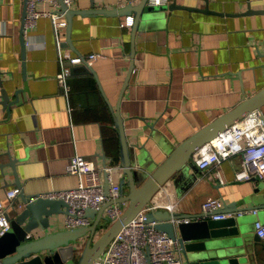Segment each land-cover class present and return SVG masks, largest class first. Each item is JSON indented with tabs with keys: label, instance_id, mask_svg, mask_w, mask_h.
Segmentation results:
<instances>
[{
	"label": "crops",
	"instance_id": "crops-1",
	"mask_svg": "<svg viewBox=\"0 0 264 264\" xmlns=\"http://www.w3.org/2000/svg\"><path fill=\"white\" fill-rule=\"evenodd\" d=\"M91 1L96 9L128 3L74 0L70 8L89 9ZM129 1L135 5L139 0ZM25 3L0 0V80L11 100L19 90L17 101L6 110L0 104V164L16 161L20 189L28 195L77 186L84 177L66 172L77 155L93 160L104 180L105 165H120L110 106L114 110L129 68L132 29L120 26L127 15H76L68 32L66 16L58 12L65 27L54 28L50 17H41L25 35ZM171 4L181 9L169 10ZM248 5L264 9V0H170L166 9L141 18L134 38L135 67L121 97L120 116L128 143L146 144L152 163L163 161L172 147L264 87V14H245ZM37 9L56 11L49 0ZM66 51L104 56L88 63L95 75L74 65L67 92L57 81L65 68L59 58ZM239 166L240 157L233 156L206 171L187 168L154 201L173 199L178 212L187 216L201 214V204L209 198L233 205L224 213L227 218L234 217L235 206L255 207L256 214L241 218L252 252H260L264 242L252 236L256 220L264 222V183L254 178L235 181ZM217 171L223 184L215 179ZM15 174L9 166L0 168L5 204L4 191L15 187ZM65 216L56 217L49 231L64 229ZM101 225L103 230L106 224ZM182 258L186 263L183 253Z\"/></svg>",
	"mask_w": 264,
	"mask_h": 264
},
{
	"label": "water",
	"instance_id": "water-1",
	"mask_svg": "<svg viewBox=\"0 0 264 264\" xmlns=\"http://www.w3.org/2000/svg\"><path fill=\"white\" fill-rule=\"evenodd\" d=\"M58 1L60 3L59 13L65 15L67 19L68 32H70L72 20L76 15L88 16L99 15L100 13L110 16L131 15L134 19L131 27L132 50L129 55V68L122 82L123 85L114 110L109 105L113 111L114 127L119 138V163L123 176L119 182L121 196L118 203L124 207V211L117 220L112 222L104 215L109 205L108 202H105L98 210L92 208L86 210L85 217L91 220L88 227L64 228L50 232L52 222L56 217L68 215L67 204L60 199L42 197L30 202L34 196L39 194L28 195L20 189V200L24 206L15 216L11 217L10 229L0 236V264H94L124 225L135 218L145 205L151 204L166 183L174 178L177 173L186 171L187 168L198 169L194 164V154L198 148L221 135L230 125L245 118L250 113L257 114L264 127V87H262L172 147L163 161L157 164L152 163L151 153H149L146 144L131 146L128 143L125 136L124 120L120 116V103L135 67L134 38L139 22L144 14L156 9L164 10L167 7L150 8L146 5L147 0H139L135 5L128 0V3L118 8L96 9L94 2L91 1L89 9L74 10L68 8L64 0ZM172 8L181 9L176 4H171L168 7L169 10ZM247 9L245 14H264V9L254 10L249 5ZM206 11L211 12L208 8ZM23 14L25 19V10ZM67 43L70 44L69 39ZM24 44L25 41L22 40L23 61L26 52ZM22 64L24 68V62ZM82 66L86 67L87 72L94 74L93 68L88 63H84ZM25 80L26 70L24 68ZM0 87V104L6 110L17 101L19 90L16 91L14 100H11L3 86L2 79L0 80ZM15 164V160H10L7 164H0V168L9 166L15 174ZM14 185L21 188L17 174H15ZM104 189L107 193L108 183L106 181ZM232 206H223L218 213L229 212ZM250 208L255 207H247V209ZM247 209H239L235 206L233 210L238 212ZM201 216V214L187 216L179 212L171 214L165 210H158L148 212L145 220L156 224L155 227L158 230L166 232L172 240L178 241L183 256L187 259V264H264V249L260 252H252V247L248 244L251 236L248 234V228L241 216L236 215L221 220H211L210 218L195 220ZM183 218L190 219V222H181L177 225L172 223L173 220ZM102 222H105L106 227L102 228L103 231L101 232ZM252 237L257 238L256 235ZM244 244L247 245L244 246Z\"/></svg>",
	"mask_w": 264,
	"mask_h": 264
},
{
	"label": "built area",
	"instance_id": "built-area-1",
	"mask_svg": "<svg viewBox=\"0 0 264 264\" xmlns=\"http://www.w3.org/2000/svg\"><path fill=\"white\" fill-rule=\"evenodd\" d=\"M47 0H26L25 21L23 32L28 34V30L36 26L41 17H50L54 28L65 27L66 20H59L60 3L58 0H49L56 8V11L42 12L37 9V5ZM170 0H147V6L166 7ZM68 8L74 0H64ZM133 17L127 16L120 24L122 27L130 28L133 25ZM104 57L102 54H91L88 56H74L66 51L61 54L60 62L64 65V70L57 75V81L67 92V77L71 73L74 65H82ZM264 112V109H263ZM233 156L240 157L239 169L234 174L235 181H247L251 178L264 183V127L260 117L255 113H250L245 118L230 125L218 137L209 143L202 145L194 154L195 166L202 170H209L212 166ZM67 173L77 174L84 177V180L70 190L52 191L47 194L34 196L30 202H34L38 197L63 200L69 213L65 216L64 226L66 229L88 227L91 223L85 217L88 208L100 209L105 202L109 205L106 208L105 217L110 221L117 220L123 213L124 207L117 203L121 196L119 187L123 171L120 165L109 164L102 168L105 174L101 179V172L96 167L93 160L77 155L71 158L66 168ZM215 179L220 184L224 183L221 174L217 171ZM108 183V192H105L104 183ZM20 188L11 187L6 189L5 198L8 204L0 198V236L10 229L11 217L20 211L24 204L20 200ZM155 200V199H154ZM152 201L128 222L122 230L109 242L105 252L96 259L94 264H187L182 258V251L178 241L172 240L166 232L158 230L154 223L146 222L145 216L150 211L165 210L171 214L179 210L178 202L173 199L166 201ZM201 207V217L195 220L210 218L211 220H221L228 217L227 214L218 213L223 208L221 199L209 198L205 200ZM252 212L257 213L255 208L235 212L234 216H242ZM188 223L190 219L183 218L173 220L172 223ZM255 235L264 242V222L256 220Z\"/></svg>",
	"mask_w": 264,
	"mask_h": 264
},
{
	"label": "bare ground",
	"instance_id": "bare-ground-1",
	"mask_svg": "<svg viewBox=\"0 0 264 264\" xmlns=\"http://www.w3.org/2000/svg\"><path fill=\"white\" fill-rule=\"evenodd\" d=\"M123 174V173H122ZM120 199V198H119ZM117 203H118V201H117ZM119 204V203H118ZM121 205V204H120ZM124 211V210H123ZM123 214V213H122Z\"/></svg>",
	"mask_w": 264,
	"mask_h": 264
},
{
	"label": "rangeland",
	"instance_id": "rangeland-1",
	"mask_svg": "<svg viewBox=\"0 0 264 264\" xmlns=\"http://www.w3.org/2000/svg\"><path fill=\"white\" fill-rule=\"evenodd\" d=\"M103 230H101V232H102Z\"/></svg>",
	"mask_w": 264,
	"mask_h": 264
}]
</instances>
